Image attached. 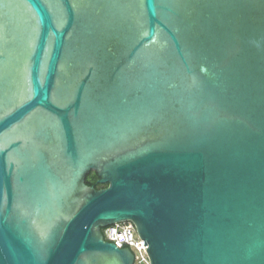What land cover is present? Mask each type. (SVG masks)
I'll use <instances>...</instances> for the list:
<instances>
[{"label": "water", "instance_id": "obj_1", "mask_svg": "<svg viewBox=\"0 0 264 264\" xmlns=\"http://www.w3.org/2000/svg\"><path fill=\"white\" fill-rule=\"evenodd\" d=\"M121 221L264 264V0H0V264H133Z\"/></svg>", "mask_w": 264, "mask_h": 264}, {"label": "built area", "instance_id": "obj_2", "mask_svg": "<svg viewBox=\"0 0 264 264\" xmlns=\"http://www.w3.org/2000/svg\"><path fill=\"white\" fill-rule=\"evenodd\" d=\"M106 241L114 243L118 248L129 247L134 255L133 264H150L146 251L147 245L139 236L135 225L131 221L115 222L101 228Z\"/></svg>", "mask_w": 264, "mask_h": 264}, {"label": "trees", "instance_id": "obj_3", "mask_svg": "<svg viewBox=\"0 0 264 264\" xmlns=\"http://www.w3.org/2000/svg\"><path fill=\"white\" fill-rule=\"evenodd\" d=\"M97 179H98V175H97L96 171H94V170H90L85 176V182L88 185H92L97 189L105 187L107 185V184L98 183Z\"/></svg>", "mask_w": 264, "mask_h": 264}]
</instances>
